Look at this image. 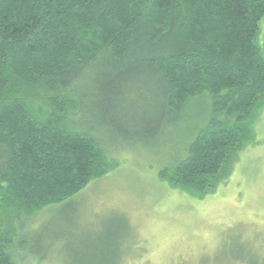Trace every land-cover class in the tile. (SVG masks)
Segmentation results:
<instances>
[{
	"label": "trees",
	"instance_id": "1",
	"mask_svg": "<svg viewBox=\"0 0 264 264\" xmlns=\"http://www.w3.org/2000/svg\"><path fill=\"white\" fill-rule=\"evenodd\" d=\"M262 20L264 0H0V264L23 221L116 167L119 140L149 145L194 104L207 113L159 178L212 193L264 107ZM141 92L152 114L123 126Z\"/></svg>",
	"mask_w": 264,
	"mask_h": 264
},
{
	"label": "rangeland",
	"instance_id": "2",
	"mask_svg": "<svg viewBox=\"0 0 264 264\" xmlns=\"http://www.w3.org/2000/svg\"><path fill=\"white\" fill-rule=\"evenodd\" d=\"M145 96L126 100L123 126L152 114ZM206 113L194 104L149 145L119 140L118 150H107L114 169L69 202L22 222L12 245L15 264H264V107L212 193L194 198L159 178ZM91 116L88 125L110 143L114 130Z\"/></svg>",
	"mask_w": 264,
	"mask_h": 264
}]
</instances>
